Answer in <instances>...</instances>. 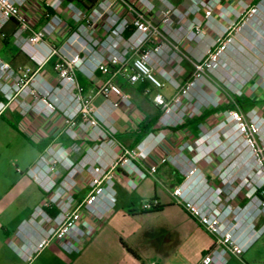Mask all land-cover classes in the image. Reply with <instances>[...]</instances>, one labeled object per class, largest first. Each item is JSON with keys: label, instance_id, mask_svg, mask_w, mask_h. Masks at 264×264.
<instances>
[{"label": "built area", "instance_id": "2783aa9c", "mask_svg": "<svg viewBox=\"0 0 264 264\" xmlns=\"http://www.w3.org/2000/svg\"><path fill=\"white\" fill-rule=\"evenodd\" d=\"M30 1L0 0V32L14 22L17 28L12 37L20 39L18 46L29 59L40 54L43 67L55 58L57 83L50 85L39 70H18L0 57V115L14 103L23 117L50 119L58 113L73 143L71 152L62 145L47 146L27 171L47 198L21 226L24 232H18L25 244L9 242L15 252L30 262L54 238L64 251L78 252L79 244L94 232L82 213L103 217L112 210L116 170L129 176L141 172L153 177L161 165L168 164L181 177L171 190L172 197L214 239L200 264H226L227 255L242 259L264 234V119L256 110L244 113L236 106L225 111L214 127L200 125L194 142L186 141L175 152L157 156L156 151L166 142L163 130H152L127 148L109 126L116 109L134 106L113 81L118 75L131 84L145 83L147 94L165 87L174 90L170 99L160 92L152 98L163 112L159 118L162 128L177 127L209 106V102L184 104L185 99L191 100L190 93L200 76L185 84L178 81L175 71L157 76L154 71L160 66L162 49L148 48V44L153 37L162 36L161 25L176 43L204 44V52L194 63L196 70H202L229 50L242 27H238L239 21L248 25L256 20L253 17L260 4L249 0H186L182 12L169 0H98L94 5L84 4V0H45L39 7L44 23L34 29L24 14ZM64 9L74 26L60 46L49 44L47 40L64 26ZM186 17L188 23L179 34L173 24ZM112 67L117 69L114 73ZM97 73L111 74L97 89L103 99L101 107L93 104V96L79 83V74L92 79ZM113 95L118 99L113 100ZM86 134L92 144L74 164L70 154L80 153L77 146ZM205 167H210L209 173ZM82 179L88 191L78 198L75 190ZM157 206L155 199L143 209Z\"/></svg>", "mask_w": 264, "mask_h": 264}, {"label": "crops", "instance_id": "0c3cea01", "mask_svg": "<svg viewBox=\"0 0 264 264\" xmlns=\"http://www.w3.org/2000/svg\"><path fill=\"white\" fill-rule=\"evenodd\" d=\"M43 1L45 0H32L27 3L24 10L28 7L29 13L34 16V13H38ZM180 3L187 2L182 0ZM62 16L65 21L62 28L69 31L74 26L70 13L64 9ZM43 23L44 18L41 16L40 19L34 21L33 28L38 29ZM7 26L8 29H4L0 33V57L15 69L39 70L41 76L50 85H56L57 76L53 71L55 58L40 67L43 61L42 56L37 54L34 59H29L19 47L14 45L12 37L14 22L8 23L5 28ZM63 41L64 37L59 34L47 40L49 44L56 46H60ZM188 44L192 47L195 45ZM199 46L204 47V44ZM110 76L111 74L97 73L92 79H87L79 74V79L84 84L85 93L93 96V104L96 107H101L103 104V99L97 94V89ZM188 76L187 73H184L180 79H186ZM120 82L121 84L125 83L124 78L121 77ZM162 90H153V93L160 92L167 98L173 94V92L163 93ZM139 92L146 98L142 101V110L136 108L135 105L132 108L121 106L112 113L113 122L117 128V138L128 147H133L142 140H138L141 134L140 126L157 114L160 118L162 113L161 109L154 105L151 92L147 94L145 88ZM112 99L117 100L118 97L113 95ZM14 112L21 118L17 122V128L37 146L39 154L49 145H62L70 151L73 141L64 132L65 124L60 114L57 113L50 119L36 118L34 115L20 117L21 114L16 109L14 110V105H9L1 116L8 115L10 119H14ZM207 112L204 109L203 114L195 121L187 120L181 126L172 127V129H161L158 119L149 132L163 130L166 134V142L156 151L155 156L175 152L177 147L186 141L194 142L197 139L196 135H199L200 124L207 121ZM167 136L172 144L170 146H168L170 143L167 141ZM72 154L75 156L74 159L79 157V153L70 155ZM204 169L208 173L210 172V167ZM180 180V175L168 164L161 165L153 177L141 172L129 176L122 170H116L114 174L116 194L112 210L103 217H95L84 211L83 219L93 225L94 232L79 244V251L74 253L64 251L60 246V241L54 238L30 264H149L151 262L157 264H200L202 256L211 247L214 239L172 197L171 190ZM25 190L26 186H19L15 191L13 187L12 197H19ZM75 191L78 198H83L88 189L87 186L83 188L80 183ZM38 197H40L39 193ZM154 198L157 200L159 210L143 209V206ZM8 238L4 237L3 242L0 241V247L9 242ZM16 242L20 246L25 244L22 237L17 238ZM127 247L138 257L132 255ZM16 255L18 259L23 260L17 253ZM18 259L16 260L18 261ZM236 260L240 262L239 264H245L242 259L232 255H229L226 264H231L233 261L237 263Z\"/></svg>", "mask_w": 264, "mask_h": 264}, {"label": "rangeland", "instance_id": "374dc122", "mask_svg": "<svg viewBox=\"0 0 264 264\" xmlns=\"http://www.w3.org/2000/svg\"><path fill=\"white\" fill-rule=\"evenodd\" d=\"M169 1L182 12H185L187 3H180L182 0H177L178 2L176 0ZM249 1L255 5L260 4V11L253 17L256 20L248 25H242V21H239L237 23L238 27H242L229 50L218 62L210 64L209 67L204 65L202 70H196L194 63L200 58L205 47L195 45L192 47L185 41L174 42L169 32L165 31L166 29L163 30L162 25L159 28L162 36L153 37L148 44V48L153 49L161 46L162 49L159 59L160 66L154 71L157 76H161L162 72L165 71H175V76L182 84L190 81L194 76H200L199 83L190 93L191 100L185 99L184 104L188 105L192 101V103L196 102V104L209 102L210 105L203 107L199 114L193 118L185 119L184 123L187 120L195 121L196 118L203 114L205 109L208 111L207 121L202 122L200 125L210 129L223 119L225 111L231 110L236 106L242 109L244 113L255 109L257 114L264 119V0ZM29 10L27 7L24 10V14L34 24L35 20L41 18L40 11H37L38 13H34V16H32ZM188 20L189 17H186L184 20L175 21L173 24L179 30V34L183 33L180 29L183 24L186 25L188 23ZM16 28L17 25L14 23V31ZM4 29H8V26L7 28L4 27ZM59 35L65 39L68 36V31L61 28ZM98 37L102 38L101 34ZM19 40L14 37V45L17 47H19ZM116 70L114 67L111 68L112 73ZM184 73L189 76L182 80L180 76ZM120 78L121 76L119 75L115 76L113 81L132 100L136 108L142 110V101L146 98L138 90L141 84H131L126 79H124L125 83L121 84ZM162 92L172 93L174 90L168 87ZM239 92H241L240 96L237 94ZM150 94L154 95L153 90ZM138 95H141L139 96L140 98ZM237 99H240V101L237 102ZM11 105H14V110L16 109L20 114V108L15 103ZM19 116L21 117V115ZM20 119L16 112H14V119H10L8 115H0V241L3 242L4 237L6 239L9 237V242L13 241L18 246L20 245L16 240L21 238L18 232H24L21 226L29 222L34 215L36 207L43 206L44 200L47 198L38 183L27 173L35 165L43 151L41 150L42 152L40 151L41 153L39 154L37 146L19 131L17 122ZM113 121L114 117H112L109 128L115 131V138L125 147L131 148L117 138V128ZM246 121L251 122L247 117ZM161 129L172 128L161 127ZM262 135H264V131ZM167 141L170 143L168 146L172 145L169 136H167ZM81 142L77 146L81 147L80 153L78 152L79 157L74 159V154L70 155L71 162L74 164L84 155V150L92 144L87 134L83 136ZM80 183L83 188L87 186L84 179ZM19 186H26V190L19 197L13 198L11 190L14 187L15 191ZM38 193L40 197H38ZM18 222L19 224L17 225ZM9 242L5 246L0 247V264H30L41 253H38L30 262L20 260L17 258L14 246H11ZM228 259L229 256L227 255V262ZM242 260L245 264H264V234L246 254H243ZM236 261L238 264L240 263L238 260ZM237 263L231 262V264Z\"/></svg>", "mask_w": 264, "mask_h": 264}, {"label": "trees", "instance_id": "16d2710c", "mask_svg": "<svg viewBox=\"0 0 264 264\" xmlns=\"http://www.w3.org/2000/svg\"><path fill=\"white\" fill-rule=\"evenodd\" d=\"M67 1H72V0H67ZM84 4H88V5H94L97 3L98 0H84ZM87 5V6H88ZM126 36L129 35V32H126L125 34ZM79 83L81 84V86L83 87L84 84L81 83L80 79H79ZM146 87V84H142L140 87H139V90H143L144 88ZM240 99H237V102H239ZM159 119V115H155L154 117H152L148 122L144 123L143 125L140 126V131H141V134L140 136L138 137V140L140 141L150 130V128L157 122V120ZM154 199H151L149 200L148 202H152ZM153 210H159V206L157 207H154ZM54 212V211H53ZM128 248V247H127ZM128 250L132 253V255H134L135 257H138L136 255L135 252H133L130 248H128Z\"/></svg>", "mask_w": 264, "mask_h": 264}, {"label": "bare ground", "instance_id": "6f19581e", "mask_svg": "<svg viewBox=\"0 0 264 264\" xmlns=\"http://www.w3.org/2000/svg\"><path fill=\"white\" fill-rule=\"evenodd\" d=\"M194 180V178L192 179V181ZM199 190H202L203 192H205L206 190L205 189H203L202 187H200V189Z\"/></svg>", "mask_w": 264, "mask_h": 264}]
</instances>
